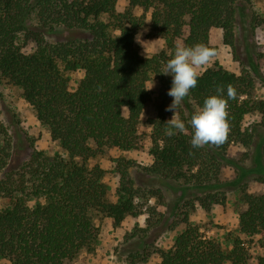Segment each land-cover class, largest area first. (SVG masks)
Masks as SVG:
<instances>
[{"label": "trees", "instance_id": "obj_1", "mask_svg": "<svg viewBox=\"0 0 264 264\" xmlns=\"http://www.w3.org/2000/svg\"><path fill=\"white\" fill-rule=\"evenodd\" d=\"M117 2L0 0V86L5 81L21 89L64 152L50 155L33 150L19 168L8 169L14 143L0 117V259L12 264H74L82 252L94 248L100 232L98 218L110 217L119 225L126 216L140 215L147 201L160 195L153 186L136 185L129 170L136 162L120 158L114 203L108 199L105 170L89 164L107 148L132 150L142 145L141 116L151 101L152 77L163 91L157 114L149 119L153 162L142 168L145 174L177 182L190 200L206 208L225 202L223 163L235 167L238 183L250 176L264 182L259 149L253 167L228 155L230 145L238 143L247 149L245 157H251L255 133L244 126L248 114L259 111L264 127V102L252 94L251 71L260 70L256 61L240 74L219 63L205 69L177 109L185 132L169 137L164 131L173 114L166 110L173 100L168 95L173 77L161 72L168 53L177 41L215 48L211 30L220 28L224 43L237 54L241 8L254 0H128L124 12L116 10ZM147 22L152 35L165 43L151 56H143L136 45L138 32ZM30 41L35 48L27 52ZM75 71L84 75L74 85L70 74ZM229 84L237 98L228 101L231 131L226 142L193 148L189 120L194 108L216 95L218 87L224 88L227 98ZM245 202L238 228L226 242L186 219L173 245L158 250L159 264H264V193L245 194ZM148 213L154 215L155 208L150 206ZM160 219L148 218L145 227L136 225L126 241L134 245L144 240L161 223L163 228L174 227ZM155 233L154 239L159 235ZM254 245L259 247L253 256ZM130 254V264H135L141 251Z\"/></svg>", "mask_w": 264, "mask_h": 264}, {"label": "rangeland", "instance_id": "obj_2", "mask_svg": "<svg viewBox=\"0 0 264 264\" xmlns=\"http://www.w3.org/2000/svg\"><path fill=\"white\" fill-rule=\"evenodd\" d=\"M127 5L128 0H118L116 10L124 12ZM210 43L215 46L217 55L209 65L202 67L199 71L202 73L215 63H219L227 70L240 74L243 67L250 69V64L256 61L260 70L257 73L251 71L255 82L252 94L256 101L264 102V0H254L250 5H242L237 27V54L224 43L220 28L211 30ZM164 44L163 39L152 35L149 22L139 30L136 45L143 56L156 54L164 48ZM34 48L35 43L31 41L25 46L27 52L33 51ZM70 75L75 85V82L83 77L84 72L75 71ZM149 87H151L149 89L151 101L141 116L142 145L132 150L107 148L102 155L91 160L89 164H98L105 170L103 180L108 186V199L114 203L118 198L116 191L120 183V174L117 163L120 158L136 162L137 166L129 169L136 185L153 186L155 190H159L160 195L149 199L140 215L126 216L119 225H116L110 217L98 218L96 223L100 232L94 248L82 252L74 264H130V252L135 250L141 251L135 264H159L161 257L158 250L167 249L173 245L175 236L184 230L186 219L199 225L208 236L226 242L228 234L238 228L240 214L247 208L245 194L264 193L263 181L250 176L238 183V172L235 167L223 163L220 177L227 184L225 202L223 204L214 203L210 208H206L200 202L195 201L194 203L190 200L191 198H188L190 195L187 196L177 182L145 174L142 168L150 166L153 162L150 154L152 128L149 119L156 116L163 91L162 85L156 77L150 79ZM0 89L3 94V101L0 104L1 121L10 132L14 143L8 169L19 168L29 159L33 150L44 151L50 155H64L61 146L52 138L49 129L38 120L34 109L22 96L21 89L5 81L1 84ZM172 115L169 116V119ZM261 122L262 114L259 111L248 114L244 120L245 128H250L255 133V141L249 151L251 157H245L247 149L243 145L232 143L229 148V158L237 160L236 162L245 167L257 166L253 155L256 149H259L260 159L264 165V127ZM3 201L5 202V200ZM150 206L156 210V213L151 217L148 213ZM148 218H151L153 222L161 218L160 220L164 223L173 224L174 227H166V229L161 223L157 229H153L152 235L145 237L144 240H138L134 245L130 243L131 241H126L127 234L133 231L136 225L145 227ZM155 230L159 235L154 239ZM258 247V245L252 247L253 256L256 255ZM0 264L12 263L8 259H0Z\"/></svg>", "mask_w": 264, "mask_h": 264}, {"label": "clouds", "instance_id": "obj_3", "mask_svg": "<svg viewBox=\"0 0 264 264\" xmlns=\"http://www.w3.org/2000/svg\"><path fill=\"white\" fill-rule=\"evenodd\" d=\"M168 55L170 58L161 72L166 75L171 74L173 77L172 87L168 91V95L173 97V100L166 109L172 111L173 115L165 123L167 127L164 130L165 135L171 137L177 132H185L186 124L180 118L177 109L189 95L190 90L197 86L198 78L202 75L199 69L209 65L217 52L214 47L202 42L188 46L177 41L174 51L169 52ZM216 92V95L206 97L203 105L196 106L191 114L189 120L192 130L190 143L193 148H203L206 145L219 147L226 142L231 131L228 121V101L237 98L236 90L229 84L227 98L223 95V87H218Z\"/></svg>", "mask_w": 264, "mask_h": 264}]
</instances>
